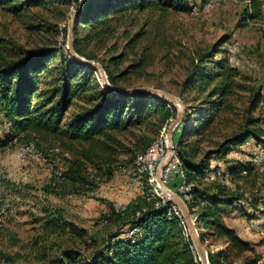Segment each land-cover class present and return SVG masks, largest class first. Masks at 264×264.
<instances>
[{
	"label": "trees",
	"instance_id": "trees-1",
	"mask_svg": "<svg viewBox=\"0 0 264 264\" xmlns=\"http://www.w3.org/2000/svg\"><path fill=\"white\" fill-rule=\"evenodd\" d=\"M247 1L243 18H260V0ZM4 6L13 14L52 6L60 21L69 7L76 10L78 0H0V7ZM188 10L186 0H83L72 22V49L97 62L110 86L129 88L122 81L147 63L141 53L133 52L136 59L117 70L145 33L141 27L130 30L137 17L147 12L164 19L169 12ZM37 27L54 37L58 34L50 26ZM61 30L65 39L66 25ZM219 43L197 52L179 84L183 113L172 131V141L180 179L172 175L168 187L178 183L189 188V199L184 201L188 212L195 215L202 244L206 239L223 241L220 250L206 251L209 264H264L253 243L241 239L224 222L243 192L218 181L219 169L213 172L210 165L212 158L221 159L224 169L219 171L235 183L245 184L255 173L248 161L227 158V154L249 139L264 146V75L259 82H251L228 63L226 49ZM98 50L106 57L98 58ZM95 73L58 43L28 50L0 38V116L6 137L0 138V149L13 139L57 149L64 160L59 182L74 191L90 190L95 180H106L131 163L151 146L161 128L175 117L176 109L149 93L113 91L97 81ZM125 134L128 137L121 138ZM44 190L53 192L54 188L45 185ZM146 190L143 185L134 200L119 208L102 200L107 205L104 221L116 220L117 227L100 244H93L87 230L60 210L43 206L40 233L29 244L9 228H0V260L10 264L9 259L20 257L19 250L5 252L15 244L29 248V254L37 246L42 251L48 237L67 234L77 242L81 239V244L60 249L56 264H199L177 209L164 203L154 206L157 198L149 197ZM249 203L256 209L255 202ZM34 255L37 259L45 256L44 251Z\"/></svg>",
	"mask_w": 264,
	"mask_h": 264
},
{
	"label": "rangeland",
	"instance_id": "rangeland-1",
	"mask_svg": "<svg viewBox=\"0 0 264 264\" xmlns=\"http://www.w3.org/2000/svg\"><path fill=\"white\" fill-rule=\"evenodd\" d=\"M186 2L191 11L169 12L164 19H157L156 13L147 12L137 17L136 24L130 30L134 31L141 27L145 33L135 44L134 51L126 53L117 70L123 68L130 60L136 59L133 57V52L141 53L147 63L138 73L129 75L122 84L127 87L157 88L179 98V84L190 67L191 60L198 51L219 42V47L226 49L225 56L228 63L249 76L251 82H259L264 75V0H260L261 17L258 19L243 18L244 5H248L247 0H205L203 3L202 0H186ZM54 9L52 6L30 7L13 14L5 6L0 7V38L11 40L28 50L47 45L54 46L55 43L66 50V38H63L61 28L66 25L73 9L69 7L64 19L60 21L55 19ZM145 19L146 25L143 24ZM38 24L56 29L57 36L49 35L38 28ZM118 41L122 42L121 39ZM234 42L240 44L233 45ZM97 54L98 58L106 57L102 51L98 50ZM95 78L100 81L97 72ZM167 125L161 128L148 149L152 145H160L159 141L164 145ZM4 126L0 116L2 140L6 138L3 136ZM125 137H128V134L121 136V138ZM217 138L215 136L213 140ZM21 150L28 156L23 161L17 160L14 156V153H20ZM141 153L135 156L136 160ZM227 158L248 161L253 165L252 170L255 173L247 177L245 184L235 183L224 177L218 179L230 190L243 192V198L236 201L232 206L233 209L228 212L234 213L225 216V224L236 229V234L241 239H243L241 236H244L250 240L254 251L264 257V146L260 144L256 146L255 142L249 139L244 145L232 149L227 154ZM132 162L123 164L124 166L113 172L106 180H95L90 190L74 191L66 183L59 182L64 160L57 149L44 145L36 146L32 141L13 139L0 149V228H9L22 242L29 244L32 238L40 233L41 218L44 217L40 208L47 206L49 209L60 210L65 218L72 220L78 226H84L91 242L100 244L108 232L117 227L116 220L110 219L105 222L103 219L107 214V205L102 200L107 201L108 196L112 197V203L117 202L124 206L134 200L145 185L149 197L163 200L164 205H171L167 203L166 198H163V194L154 183V178L151 181L147 174L153 173L154 177V162L148 163V166H152V171L149 169L147 173H138ZM210 165L214 168L213 172L216 169L220 171L224 169V162L221 159L212 158ZM178 166L179 161L176 156L174 167ZM123 167L128 169L127 177L122 174ZM142 174H147L148 179ZM134 178H138L139 186H134ZM176 178L179 181L178 173ZM126 181L130 184L128 188L115 190ZM45 185L54 188V191L44 190ZM110 189V192L114 189L112 193L114 195H109ZM249 202H255L256 209L251 207ZM243 213L250 217H245ZM191 215L195 219V215ZM129 232L132 234L134 230ZM68 236L66 234L48 237L42 250L45 254L42 259H37L34 255L42 252L38 246L31 249L29 254L27 253L29 248H19L17 244L6 249L5 252L7 254L15 250L20 252V257L9 259L10 264H56L60 249L81 244V239L77 242L78 239L72 240ZM3 241L7 244L5 238ZM222 245V240L203 241L205 251L209 252L220 250ZM0 264L5 263L0 260Z\"/></svg>",
	"mask_w": 264,
	"mask_h": 264
},
{
	"label": "water",
	"instance_id": "water-1",
	"mask_svg": "<svg viewBox=\"0 0 264 264\" xmlns=\"http://www.w3.org/2000/svg\"><path fill=\"white\" fill-rule=\"evenodd\" d=\"M83 0H78V7L76 10L69 16L67 23H66V43L65 48L68 51L69 55L77 60L83 63L86 66L92 67L96 70L100 81L102 84L109 89L116 91V92H122V93H149L155 96H158L171 105H173L176 109L175 117L168 123L166 130H165V136H166V145H167V157L166 159L159 164V166L156 168L155 171V179L156 183L161 191V193L167 198V200L173 204L178 211L180 212V215L183 219L185 229H186V236L189 238L192 247L194 249V253L197 256V261L199 264H209L207 260L206 251L203 247V244L200 241L195 222L191 220L190 214L188 212V209L184 202L181 200V198L171 189L167 188L164 184H162L159 172L163 168V166L168 162L170 155H171V149H172V131L174 128L178 125L182 113H183V105L180 101V99L166 91L157 89V88H150V87H129V88H115L108 84L106 75L101 68V66L92 60H86L83 57L78 56L72 49V22L74 18L77 16L78 11L82 5Z\"/></svg>",
	"mask_w": 264,
	"mask_h": 264
},
{
	"label": "built area",
	"instance_id": "built-area-1",
	"mask_svg": "<svg viewBox=\"0 0 264 264\" xmlns=\"http://www.w3.org/2000/svg\"><path fill=\"white\" fill-rule=\"evenodd\" d=\"M236 44H240V43H238V42L233 43V45H236ZM174 154H176V152L174 150V146H172L170 158H169L168 162L163 166V168L159 172L160 180H161L162 184H164L167 188H169L168 184L170 182L171 176L173 175L174 177H176V170L174 167ZM147 155H148V160L154 162V169L156 171V168L159 166V164L161 162H163L167 157L166 141H165L164 145H158L154 149H149ZM14 156L16 157L17 160H21V161L28 158L27 154L22 150L20 153H14ZM37 158H39L41 160L43 159L40 157H37ZM122 174L127 177V170H122ZM134 180L136 182V185L139 186L138 178H134ZM169 189L174 191L179 197L183 191L179 188L178 183L173 188H169ZM163 198H166V197L163 195ZM162 201L163 200H155L154 206L161 203ZM120 205H121L120 203L113 202V207L114 206H120Z\"/></svg>",
	"mask_w": 264,
	"mask_h": 264
},
{
	"label": "bare ground",
	"instance_id": "bare-ground-1",
	"mask_svg": "<svg viewBox=\"0 0 264 264\" xmlns=\"http://www.w3.org/2000/svg\"><path fill=\"white\" fill-rule=\"evenodd\" d=\"M165 141H166V136H165ZM159 144L161 145V142L159 141ZM155 146H158L157 144H155V145H152V147L150 148V149H153ZM172 146H174V144H173V141H172ZM156 148V147H155ZM175 150V149H174ZM148 151H149V149H147V150H145L143 153H141L139 156H138V159L136 160V162H134L133 163V167H134V169L135 170H137L138 171V173H142V172H145V173H147V171L149 170V171H152V166H148L149 164L148 163H150L151 161H149V162H147V159H148V155H147V153H148ZM25 152V151H24ZM26 153V152H25ZM40 158H42V157H40ZM174 160H175V154H174ZM122 170H127V175H128V169H127V167H123V168H121V171ZM175 170H176V173H177V168H175ZM148 175H149V177H150V179H151V181H152V179L154 178V183H155V185L158 187V185H157V183H156V179H155V173H154V177H153V173H147ZM180 174H181V171H180ZM222 177H224L223 176V174L218 170L217 172H216V175H215V178L216 179H221ZM178 186H179V184H178ZM159 188V187H158ZM179 188L181 189V190H183L182 191V193H181V195H180V198H181V200L184 202V204L186 205V202L184 201V200H188L189 199V196L186 194V192L188 191V187H186V186H184L183 184H181L180 186H179ZM160 190V189H159ZM152 198H154V197H152ZM166 200H167V198H166ZM168 201V200H167ZM164 201H162L161 203H163ZM161 203H159V204H161ZM168 204H171L169 201L167 202ZM123 204H121L120 206H122ZM158 205V204H157ZM171 205H173V204H171ZM156 206V205H155ZM174 206V205H173ZM115 207V206H114ZM175 207V206H174ZM187 207V206H186ZM176 208V207H175ZM177 209V208H176ZM188 209V208H187ZM177 211H178V209H177ZM178 213L180 214V212L178 211ZM190 214V217H191V220L192 221H194L195 222V219H193V217H192V215H191V213H189ZM181 216V215H180Z\"/></svg>",
	"mask_w": 264,
	"mask_h": 264
},
{
	"label": "crops",
	"instance_id": "crops-1",
	"mask_svg": "<svg viewBox=\"0 0 264 264\" xmlns=\"http://www.w3.org/2000/svg\"><path fill=\"white\" fill-rule=\"evenodd\" d=\"M247 142V141H246ZM245 142V143H246ZM245 143H243L242 145H244ZM239 146H241V145H239ZM238 146V147H239ZM257 146V145H256ZM243 159H245V157L243 158ZM133 182V181H132ZM133 184H134V186H136V182H133ZM130 186V184L128 183V181H126L125 183H123L122 185H119L115 190H117V189H126V188H128ZM169 188H171L170 186H169ZM114 189L112 190V192H110L111 191V189L108 191V193H109V195H114V194H112V193H114ZM123 190H121V191H119L118 190V192H123ZM138 193H140V191L138 192ZM112 198V197H111ZM110 198V196H108V200L107 201H110V202H112L113 200ZM106 199V198H105ZM114 199V198H113ZM115 200V199H114ZM105 203V202H104ZM234 212H230V213H227L228 215H232ZM226 217H224V222L226 223V219H225ZM68 220H70V219H68ZM72 221V220H71ZM73 222V221H72ZM73 223H75V222H73ZM76 224V223H75ZM77 225V224H76ZM80 227H83V228H85L84 226H80ZM234 230H236V229H234ZM236 232V231H235ZM243 239H245V240H248L246 237H244V236H241ZM248 241H250V240H248Z\"/></svg>",
	"mask_w": 264,
	"mask_h": 264
}]
</instances>
